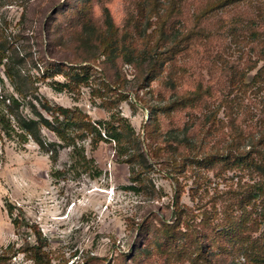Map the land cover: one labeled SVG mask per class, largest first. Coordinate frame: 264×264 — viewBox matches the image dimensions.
Returning <instances> with one entry per match:
<instances>
[{
    "label": "rangeland",
    "instance_id": "374dc122",
    "mask_svg": "<svg viewBox=\"0 0 264 264\" xmlns=\"http://www.w3.org/2000/svg\"><path fill=\"white\" fill-rule=\"evenodd\" d=\"M219 1L0 0V44L40 96L134 134L56 163L2 135L0 264H42L40 244L43 264H264V0L206 12ZM71 67L87 81L54 90Z\"/></svg>",
    "mask_w": 264,
    "mask_h": 264
},
{
    "label": "trees",
    "instance_id": "16d2710c",
    "mask_svg": "<svg viewBox=\"0 0 264 264\" xmlns=\"http://www.w3.org/2000/svg\"><path fill=\"white\" fill-rule=\"evenodd\" d=\"M224 3L225 0L213 3L206 12L213 11ZM108 20L109 29L112 33L114 26L111 19ZM163 25L164 21L159 27L161 30ZM113 41V34L101 41L100 47L103 48V54H112ZM7 50L6 45L0 44V67H4V75L0 72V126L2 127L0 139L4 138V135L12 139L14 135L18 138L19 144H27L33 141L41 150L50 153L52 162L56 163L59 157L58 148L61 145L74 146L91 137L93 142L111 140L121 147L126 136H134L133 129L127 125L123 118L119 119L117 126L104 121L94 122L89 115L79 108L73 109L58 105L51 102L47 97L40 96L36 88L37 77L26 75V73L22 74L17 63L7 55ZM48 65L45 64L43 68L45 76L50 75ZM79 68L71 67L68 72L61 69L59 72L67 77L68 82H54L52 84L54 90L63 91L65 88L69 89L70 84L86 82L84 75L77 71ZM6 82L9 83L10 88L7 87ZM198 97V94L182 97L176 100L173 105H186L196 101ZM43 129L52 133L60 144L47 140L43 135ZM219 158L222 157L219 156ZM9 214L11 217L14 215L11 205H9ZM23 223L19 218L14 219L16 227ZM44 246L40 244L31 247L37 263H44L42 251Z\"/></svg>",
    "mask_w": 264,
    "mask_h": 264
}]
</instances>
